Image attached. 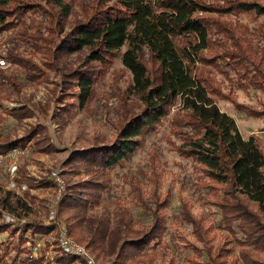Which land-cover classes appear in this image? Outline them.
Wrapping results in <instances>:
<instances>
[{
	"label": "trees",
	"instance_id": "1",
	"mask_svg": "<svg viewBox=\"0 0 264 264\" xmlns=\"http://www.w3.org/2000/svg\"><path fill=\"white\" fill-rule=\"evenodd\" d=\"M74 1L0 0V34L23 22L29 13L42 15L46 23L44 31L30 32L31 27L25 28L23 39L32 49L28 58L10 51L4 59L22 68L27 79L35 82L43 79L47 71H58L63 57L84 54L80 66L68 70L69 73L61 72L65 86L69 79L70 88L64 95L55 97V102L63 105L62 119L66 120L75 105L73 101L77 99L81 108L86 106L98 82L106 75L109 62L127 46L122 61L133 75L130 94L143 107L137 113L125 112L117 121L118 134L111 145L94 144L91 149L72 153L67 164L83 166L96 181L69 189L80 187L96 192H89L90 199L76 196L77 190L75 196L65 192L59 205L76 210L86 209L89 201L91 206L99 205L101 193L108 185V172L129 160L142 145V136L154 130L179 101V116L173 122L175 135L181 139L179 155L191 159L205 178L208 203L221 210L224 227L235 233L237 225L242 232L244 238L239 243L243 247V264H264L253 258V252L264 254V149L257 136L245 139L235 118L220 109L213 98L223 96L217 81L201 79L196 74L200 64L216 69L227 59V66L240 80L243 91L252 89L264 95V50L254 46V38L246 34L248 29L242 24L232 25L214 17L215 14L263 17L264 0H224L223 5L207 4L205 0H89L83 6L82 18L67 31L64 20L73 14ZM214 30L229 38L231 44L220 43L213 49L217 44L212 39ZM257 33L264 36V27ZM36 55L40 56V63L33 59ZM0 77L16 94L21 93L22 86L14 77L6 76L2 70ZM65 86L61 85V89ZM70 90H74L73 96ZM230 101L250 117H264V109L233 98ZM33 111L23 106L10 114L22 121L33 117ZM44 129L30 128L16 140L0 134V155L15 148L24 149L28 143L38 152L51 151L39 139ZM182 208V218L193 225L194 237L204 246L191 244L198 259L195 264H202L203 256L207 257L203 264H227V248L215 247L209 227L185 203ZM32 211L26 198L0 186V235L7 233L13 238L16 253L24 251L29 264H39L44 258L32 257L33 250L26 248L27 243L36 244V239L47 236L57 225L29 218ZM4 214L14 216L15 221L6 223ZM57 217L60 220L59 213ZM128 227L122 216L112 230L106 224L101 230L99 226L87 246L100 247V241L106 239L108 253L117 254L113 264H123L120 261L129 256L127 248L140 252L163 237L166 217L157 207L149 225L136 233L130 229L136 234L134 238H125L124 229ZM73 260L63 253L56 256L57 263L70 264Z\"/></svg>",
	"mask_w": 264,
	"mask_h": 264
},
{
	"label": "rangeland",
	"instance_id": "2",
	"mask_svg": "<svg viewBox=\"0 0 264 264\" xmlns=\"http://www.w3.org/2000/svg\"><path fill=\"white\" fill-rule=\"evenodd\" d=\"M89 0H75L73 14L64 20L65 29L69 31L79 19L82 18L83 6ZM207 4H224V0H205ZM30 14V15H29ZM28 17L18 25L0 34V60L4 59L10 51L19 52L23 57H29L31 48L29 42L23 37L25 28L31 27L30 32L36 29L45 30L43 16L29 13ZM214 17L228 24H242L248 29L246 34L254 38V46L264 50V36L258 35V31L264 27V16L256 18L251 15L223 14ZM46 33V32H45ZM250 36V35H249ZM212 39L217 44H231L229 38L214 30ZM127 46L121 49V55L109 62L106 75L98 82L96 90L84 108H81L78 100L73 101L75 105L71 108L66 120L62 119L64 114L63 105L55 102V97L62 96L70 81L66 82L61 77V72L69 73L83 63L85 55L76 54L65 56L59 63L58 71H47L43 79L29 81L26 72L10 62L3 68L0 62V70L6 76H11L21 84V93L16 94L14 89L0 77V134L8 135L12 140L22 138L30 128H45L41 138L46 147L51 151L38 152L34 146L27 145L19 149L16 159L9 157V151L0 161V186L9 189L10 171L12 162L17 161L19 165L20 180H25L32 191L16 192L26 198L32 207L29 218L46 222L51 213V204L55 202L56 190L50 180L51 172L55 171L64 180L66 193L82 196L90 199L89 192L96 189H83L78 187L70 190L69 187L80 183H91L96 181L88 169L74 163L67 164L68 159L75 151H83L93 148L94 144L111 145L118 134L116 123L125 112L137 113L143 107L137 97L130 94V86L133 84L131 71L123 64L122 54ZM206 52H204V56ZM35 62L40 63V56L33 57ZM204 64V63H203ZM229 61L217 67L200 64L197 76L201 79L217 81L221 87L223 96H213L222 111L227 112L235 118L241 134L248 139L252 134L258 137L264 149V117L254 119L238 111L230 98L242 104L254 105L258 109H264V95L255 90L243 91L240 88V80L235 76L231 67L227 66ZM223 66V70L222 67ZM69 70V71H68ZM61 85H64L65 88ZM71 96L74 90H70ZM67 96V95H66ZM69 100V97L68 99ZM72 103V102H70ZM180 102L171 107L170 114L149 133L142 136V145L120 166L108 172V185L102 191L99 205L91 206L89 201L86 209H72L67 206L56 207L60 215V223L68 226L71 234L80 242L88 244L89 239L96 230L109 226V230L118 225L119 218L124 217L129 227L125 230V238H134L140 228L149 225L152 221V212L159 207L166 217V228L163 237L157 242L151 243L145 250L136 252L128 249V258L122 259L123 264H195L197 256L192 243L199 248L203 244L194 237L193 225L182 218V206L190 207L191 212L202 223L209 227L211 242L216 247L227 248V264H243L241 259L242 246L239 243L243 234L235 225V233L224 227L221 210L208 203L209 192L204 187L205 178L197 170L196 164L189 158L179 155L177 148L181 144L179 136L175 135L174 120L179 116ZM26 104V105H24ZM23 106L31 107L34 116L16 119L10 113L22 109ZM35 108V109H34ZM45 126V127H44ZM12 150V149H11ZM44 182L49 185L43 186ZM88 185V184H87ZM33 186V187H32ZM82 190L81 194L80 193ZM13 191V190H12ZM29 194V196L26 195ZM65 193V194H66ZM97 195V193L95 194ZM101 237V234L98 233ZM44 238V237H42ZM102 239V238H100ZM42 246L39 238L35 240ZM30 243V242H29ZM49 245V244H48ZM52 246L42 247L35 257L44 260L39 264L57 263L56 256L61 254L60 250ZM26 248L29 249L27 243ZM96 255L100 264H113L117 254H109L108 242L100 241V247L92 245L90 248ZM25 252L18 254L13 246V238L7 233L0 235V264H29V258ZM253 258L264 261V254L254 253ZM202 264L207 262V257L200 259ZM74 264L75 260H73ZM70 263V264H72ZM63 264V263H58Z\"/></svg>",
	"mask_w": 264,
	"mask_h": 264
},
{
	"label": "built area",
	"instance_id": "3",
	"mask_svg": "<svg viewBox=\"0 0 264 264\" xmlns=\"http://www.w3.org/2000/svg\"><path fill=\"white\" fill-rule=\"evenodd\" d=\"M1 65L3 68L7 67V64L4 60H0ZM18 149H12L9 157L16 159L19 154ZM6 158L5 155H0V161ZM10 171V184L9 188L13 191L17 192H27L32 191L31 187L26 182H20L21 177H19V165L17 164V161H14L11 163L9 167ZM57 172L52 171L50 180L53 182V186L56 190V196H55V202L51 204V213L49 214L46 223L47 224H53L57 225L56 228H54L47 236L40 239V242L42 243L40 246L38 242L36 244L28 243L29 248H32L33 253L32 257H35V254L37 252H41L42 247H46L51 245L53 247H56L60 250L61 253L65 254L68 257L74 258L75 263L79 264H100L98 261L96 255L94 252L88 247L86 244L78 241L70 232L68 226L61 224L59 218L57 217V209L56 207L60 203L63 195L66 191V186L64 180L60 177ZM4 220L6 223H10L15 221L14 216L10 214H4L3 215ZM49 244V245H48ZM58 264V263H54ZM74 264V263H72Z\"/></svg>",
	"mask_w": 264,
	"mask_h": 264
},
{
	"label": "crops",
	"instance_id": "4",
	"mask_svg": "<svg viewBox=\"0 0 264 264\" xmlns=\"http://www.w3.org/2000/svg\"><path fill=\"white\" fill-rule=\"evenodd\" d=\"M254 119H261V118H254ZM252 135H254V134H252Z\"/></svg>",
	"mask_w": 264,
	"mask_h": 264
}]
</instances>
